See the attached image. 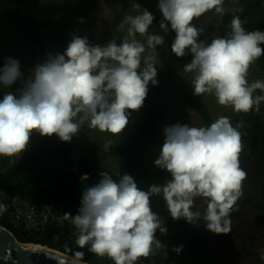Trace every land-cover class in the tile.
<instances>
[{"label":"clouds","instance_id":"clouds-1","mask_svg":"<svg viewBox=\"0 0 264 264\" xmlns=\"http://www.w3.org/2000/svg\"><path fill=\"white\" fill-rule=\"evenodd\" d=\"M223 3L159 0L158 9L163 15L160 29L167 33L170 24L175 32L171 52L176 57L192 55L183 71L195 74L194 95L212 93L220 105L247 113L254 105L258 110L264 101V96L253 97L255 90L264 91V82L249 85L246 79L250 64L264 55V31H246L236 16L228 37L211 43L199 40L203 29L193 21L211 10L222 13ZM135 7L138 14L124 21L133 39L119 44L110 40L100 46L73 35L63 54H49L15 94L4 93L0 99V156L19 159L33 132L70 142L85 122L113 135L127 127L128 110H139L149 82L157 84L153 57H146L141 67L145 47L135 36L146 35L147 46L153 52L164 44V36L148 32L154 16L138 4ZM21 77L19 62L6 59L0 68V85L8 89ZM240 127L242 124L234 127L224 116L207 127L166 126L161 153L154 163L167 170L171 179L163 185L149 186L148 191L140 189L128 174L117 182L107 172H100L99 183L84 188L78 214H64L78 231L77 247H87L99 257L107 256L113 264H136L149 255L154 243L161 245L155 239L156 231L166 234L163 220L150 206V197L161 194L174 220L184 219L191 224L203 220L210 232L230 233L228 217L243 195L247 175L239 162L243 148ZM88 179L87 175L81 177L82 181ZM196 198H202L206 205L202 211H192ZM6 211L7 206L0 203V214ZM173 251L179 254L182 246ZM72 259L84 264V253L73 252Z\"/></svg>","mask_w":264,"mask_h":264},{"label":"trees","instance_id":"trees-1","mask_svg":"<svg viewBox=\"0 0 264 264\" xmlns=\"http://www.w3.org/2000/svg\"><path fill=\"white\" fill-rule=\"evenodd\" d=\"M25 0H0V14L3 20L14 29L21 39L20 56L33 60L34 54H46L44 43H52L62 54L70 43L67 38L69 30L80 24L91 26L89 15L101 2H115L116 0H77L74 6L65 14L47 20H35L27 16L20 5ZM224 6L231 9L221 15L219 21L200 26L203 29L198 37L206 41L213 34L226 38L231 33V21L239 16L246 31L259 29L264 31V0H224ZM152 23L159 25L163 21L160 11L152 13ZM167 23V22H165ZM171 45L175 39V32L168 24ZM114 41L121 43L126 38L120 25V18L115 21L113 29ZM264 48V45H261ZM187 51V50H186ZM158 59L157 84H148L146 98L140 108L141 115L138 121H131L127 127L117 135L113 143L112 157L116 165L115 171H110L100 163L97 152L91 149L80 154L76 159L74 151L77 146L75 137L70 142L61 141L56 135L42 137L37 133L28 150L22 153L19 159L0 156V203L5 204L4 197H19L41 206L53 204L62 206L73 215L78 214L81 207L83 190L92 187L101 180L100 172H107L117 182L120 176L128 174L133 177L137 186L148 191L151 185H163L168 180L169 172L159 167H150L147 164L146 152L154 141V130L161 118L165 115L161 99L163 93L171 85L174 77L183 71L184 65L190 63L191 54L176 57L164 45L155 49ZM256 67V74L264 81V55L252 62ZM144 62L141 60V67ZM0 68L2 66L0 65ZM195 75L194 73H190ZM22 83L20 84V88ZM7 89L0 85V99ZM185 103L193 108L199 116L204 127L216 120L210 115L202 95L196 96L194 92L183 90L181 93ZM232 125L242 124L238 130L241 133L243 151L256 165L264 167V116L261 109L253 106L247 112L233 111L225 116ZM175 122L171 123L175 125ZM87 175L89 179L82 181L81 177ZM264 194V184H263ZM150 206L165 222L167 232H173V239L183 245L177 254L170 245L166 252L163 264H223L227 260L224 251L220 252V261H211L206 258L194 256L197 250L209 248L207 241L196 231L193 224L184 219L174 220L169 213L167 204L161 195L150 197ZM235 206L228 219L232 220ZM0 225L10 230L20 243H31L46 246L56 251L72 256L73 252H83L84 262L87 264H113L107 256L99 257L90 252L87 247L81 249L76 245L78 235H72L70 228H64L55 223L45 226L44 233L35 234L22 228L13 227L6 212L0 214ZM136 264H143L137 261Z\"/></svg>","mask_w":264,"mask_h":264},{"label":"rangeland","instance_id":"rangeland-1","mask_svg":"<svg viewBox=\"0 0 264 264\" xmlns=\"http://www.w3.org/2000/svg\"><path fill=\"white\" fill-rule=\"evenodd\" d=\"M77 0H25L22 5H20L21 10L27 15L35 20H47L55 18L61 14L68 12L75 4ZM159 0H116L115 2H101L98 4L96 9L89 15V19L92 23L91 26L85 24L73 26L68 34L67 38L72 40L73 35L80 37H86L91 45L104 46L110 40H114L113 29L115 26V21L119 17L120 25L124 37L128 40L133 39V37L128 36V25L124 23L125 18L128 16H135L138 14V10L135 5H140L141 9H146L151 14L159 11L158 9ZM224 11L222 13H216L215 10L206 12L204 15L195 19L193 24L199 28L203 24L216 23L221 18V15L227 11H230L228 7L223 5ZM214 23V24H215ZM149 34H159L164 36V46L171 50V38L169 32L165 33L160 29L159 25L152 23L149 26ZM221 38L218 34H213L208 38L205 43H211L213 39ZM135 39L144 45L145 52L141 55V60L144 62L146 57L152 56L155 67H158V59L155 52L149 49L147 46V36H141L137 34ZM46 48V54H41L36 52L34 54L33 60L28 58H23L20 56L21 50V39L18 33L12 29L2 18L0 14V65L4 66L6 59L12 58L19 62L20 72L22 73L21 79H18L14 84H12L7 91H11L14 94L20 89V84L30 78L32 71L38 64L43 63L49 54L56 55L62 54L52 43H44ZM192 55L190 57V61ZM256 67L253 63L250 64L247 72L246 79L248 84L255 81H263L259 74H256ZM194 75L190 73H185L184 71L178 73L168 89L163 93L161 99L162 107L165 109V115L159 123L156 125L154 130V141L146 152L147 164L150 167H155V160L159 157L161 149L164 143V128L166 126H171L172 122L180 125H188L193 127H204L201 123L199 116L193 110L191 106L185 103L182 99L181 93L183 90H188L194 92L192 88V80ZM264 96V91L257 89L253 92V97ZM203 102L207 105L210 115L217 120L221 116H227L234 111L233 107L230 105H220L217 98L212 93H205L202 95ZM254 107L257 108L256 105ZM258 109L262 110L264 116V101H261L258 105ZM130 113L129 119L131 121H138L141 115L140 109L137 111L128 110ZM78 119V118H77ZM37 132H33L30 135V140L27 148L33 143L36 138ZM77 146L74 151L75 158L77 159L80 154H85L91 149L95 150L100 157V163L103 167L110 171H115L116 165L112 157L113 153V143L117 135H113L108 132H101L97 129L89 127L88 122L81 125L80 131L74 135ZM24 151V152H25ZM12 160L16 157H11ZM171 179V174L169 173L168 180ZM258 194V192H257ZM260 197V195H258ZM261 198V197H260ZM248 200V197L244 198ZM261 203V202H255ZM260 207V205H257ZM262 207V206H261ZM163 221V226H164ZM155 239L160 242V246L157 247L155 243L152 246V250L147 257H141L140 261L143 264H163L166 258V252L170 245L174 247L182 246L177 240L173 239V232H167L166 234H161L159 230L155 233ZM182 250L184 248L182 246ZM217 250H205L199 254H193L194 256L200 258H206L211 261H216L215 256ZM228 264V263H225Z\"/></svg>","mask_w":264,"mask_h":264},{"label":"flooded vegetation","instance_id":"flooded-vegetation-1","mask_svg":"<svg viewBox=\"0 0 264 264\" xmlns=\"http://www.w3.org/2000/svg\"><path fill=\"white\" fill-rule=\"evenodd\" d=\"M239 162L247 175L242 184L243 195L234 205L235 214L231 220V232L217 235L207 230L203 220L193 225L209 245L205 250H217L215 256L218 262H221L220 252L224 251L227 260L223 264H264V260L261 259V250H264V167L256 165L243 149ZM246 197L248 200L244 199ZM194 204L196 207L192 211H196L197 208L202 211L206 207L202 198H196ZM205 250H197L193 254Z\"/></svg>","mask_w":264,"mask_h":264},{"label":"built area","instance_id":"built-area-1","mask_svg":"<svg viewBox=\"0 0 264 264\" xmlns=\"http://www.w3.org/2000/svg\"><path fill=\"white\" fill-rule=\"evenodd\" d=\"M2 199L7 206L6 216L10 219L13 227H19L35 234H42L47 224L55 223L64 228H70L72 235H78V231L72 225L71 220L66 219L64 216L66 213L72 216L75 215L62 206L53 204L37 206L29 200L17 196H2Z\"/></svg>","mask_w":264,"mask_h":264},{"label":"water","instance_id":"water-1","mask_svg":"<svg viewBox=\"0 0 264 264\" xmlns=\"http://www.w3.org/2000/svg\"><path fill=\"white\" fill-rule=\"evenodd\" d=\"M0 264H76V261L46 246L20 243L10 230L0 225Z\"/></svg>","mask_w":264,"mask_h":264}]
</instances>
